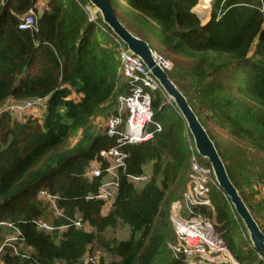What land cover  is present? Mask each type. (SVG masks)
<instances>
[{
  "label": "trees",
  "instance_id": "obj_1",
  "mask_svg": "<svg viewBox=\"0 0 264 264\" xmlns=\"http://www.w3.org/2000/svg\"><path fill=\"white\" fill-rule=\"evenodd\" d=\"M109 1L121 24L170 65L169 79L203 128L222 134L213 140L205 129L264 234V0H212L205 24L192 11L197 0ZM121 4L136 14V32L120 19ZM87 8L95 11L88 0H0V105L48 98L39 117L0 113V262L82 264L98 250L116 259L100 264H180L168 248L175 241L169 206L188 185L192 138L165 93L151 94L153 120L162 130L123 147L125 168L108 212L92 198L102 175L90 180L85 174L94 163L103 170L99 154L114 145L94 122L108 119L128 85L120 40L98 11L91 19ZM29 10L36 30L18 29ZM74 131L75 146L61 147ZM140 175L147 181L128 180ZM42 191L59 197L62 217H54ZM219 194H212L215 229L231 255L239 264H264ZM38 222L53 230L38 229ZM119 226L127 227L126 240L110 237ZM16 231L15 242L4 245ZM19 245L31 253L15 255Z\"/></svg>",
  "mask_w": 264,
  "mask_h": 264
},
{
  "label": "built area",
  "instance_id": "obj_2",
  "mask_svg": "<svg viewBox=\"0 0 264 264\" xmlns=\"http://www.w3.org/2000/svg\"><path fill=\"white\" fill-rule=\"evenodd\" d=\"M197 1L200 2V0ZM206 5L208 10L210 4ZM38 8L42 9V6L39 5ZM87 10L90 18L93 19L96 10L93 11L90 8ZM18 29L36 30V15L33 10H29L23 16ZM119 44L122 73L127 82L128 91L118 97L114 112L106 120V135L114 139V145L99 154L107 166L101 170V164L94 163L85 174L90 180L102 175L97 193L92 198L102 202L104 207L110 206L113 202L119 186V171L125 168L126 154L123 152V147L145 143L152 138L153 133L162 130L161 126L153 120L151 94L156 91L164 93V91L144 63L132 54L125 44L121 41ZM163 65L166 68L168 64L164 62ZM164 96L170 103V98L168 99L166 94ZM47 100L48 98L24 101L10 99L0 105V113L9 112L21 116L33 109L43 113L46 110ZM150 127L151 130H149ZM188 150L190 152L188 185L181 197L173 200L169 206L170 221L175 234L174 243L168 244L169 251L173 259L180 264H239L215 229L212 192L221 193L225 199L227 198L219 188L210 165L200 161L193 142L189 141ZM147 179L148 175L128 176V180L133 184L143 183ZM39 196L49 204L54 217H62V209L58 207V196L46 191H42ZM207 212H211V217L207 215ZM73 225L76 228L83 227L79 220L73 221ZM36 226L45 231L53 230L44 222H38ZM62 229L66 227L60 228ZM16 235L17 231L15 236L5 241L4 245L13 244ZM4 247L0 246V252ZM13 252L15 255L20 253L15 248ZM95 257L85 255L83 259L86 264H97Z\"/></svg>",
  "mask_w": 264,
  "mask_h": 264
},
{
  "label": "water",
  "instance_id": "obj_3",
  "mask_svg": "<svg viewBox=\"0 0 264 264\" xmlns=\"http://www.w3.org/2000/svg\"><path fill=\"white\" fill-rule=\"evenodd\" d=\"M88 2L99 12L103 23L109 27L113 34L125 44L132 54L144 63L167 97L173 101L177 111L185 121L195 151L212 168L219 188L229 200L235 214L245 227L252 248L264 259V234L253 219L237 188L231 182L225 166L206 130L200 124L186 98L169 79L165 71L166 68L163 65L165 61L162 58L156 57L144 40L134 36L121 24L109 0H88Z\"/></svg>",
  "mask_w": 264,
  "mask_h": 264
},
{
  "label": "rangeland",
  "instance_id": "obj_4",
  "mask_svg": "<svg viewBox=\"0 0 264 264\" xmlns=\"http://www.w3.org/2000/svg\"><path fill=\"white\" fill-rule=\"evenodd\" d=\"M198 3L199 2H197V5H198ZM208 4H211L210 3V0L208 1ZM196 5V6H197ZM95 9V8H94ZM96 10V9H95ZM97 11V10H96ZM193 11V10H192ZM118 13H119V16H120V19L123 21V23L124 24H126L127 26H129V25H131V21H132V19H133V16H135L136 14L134 13V12H132L131 10H129V8L128 7H126L125 5H123V4H121V6H119V8H118ZM193 13H195L194 11H193ZM210 13H211V7L208 9V15H207V17H206V19H202V18H199L198 17V15H197V17H198V19L201 21V23L202 24H205L208 20H209V18H210ZM138 21H141L139 18L137 19ZM142 22V21H141ZM132 26V30L134 31V32H136L135 30L136 29H138V28H140V26H133V25H131ZM157 57V56H156ZM119 65H120V70L122 71V62H121V60H119ZM170 68V65H167L166 66V69H169ZM169 99V98H168ZM169 104H172L173 103V101L171 100V99H169ZM29 114H30V112H29ZM28 114V115H29ZM24 115V114H23ZM21 117H22V115H21ZM21 117H18V118H21ZM17 119V118H16ZM95 126H96V130H98V132H100L101 130H104L105 129V127H106V119H104V118H98V119H96L95 120ZM205 129L207 130V132H208V134H209V136L213 139V140H217V141H219L220 140V138H222L223 136H222V134L215 128V127H213V126H211V125H208L207 124V126L205 127ZM77 140H78V132L77 131H74L72 134H71V136L69 137V139L66 141V142H64V144L61 146V147H63V148H71V147H73V146H75V144H76V142H77ZM191 142H193L192 140H191ZM254 183H256V182H253L252 184H254ZM262 190H264V188H262ZM212 193H214V191L212 192ZM220 195V197L225 201V202H227V199H225V197L220 193L219 194ZM108 209H109V206H106V207H104L103 208V214H106L107 212H108ZM185 217H186V215H184ZM13 236H15V233L12 235V236H9L7 239H9L10 237H13ZM128 236H129V232H128V229H127V227H124V226H119L118 228H116L115 230H112L111 232H110V237H113V238H115V239H118V240H126L127 238H128ZM14 243V242H13ZM241 247V246H240ZM89 256H96L95 258L97 259V261H98V263L97 264H100V259H103V260H106V261H113V260H116L114 257H110V256H108V255H106V254H104V253H102V252H100V251H98V250H94L93 252H92V254H90ZM82 264H86L85 262H84V259L82 260Z\"/></svg>",
  "mask_w": 264,
  "mask_h": 264
},
{
  "label": "crops",
  "instance_id": "obj_5",
  "mask_svg": "<svg viewBox=\"0 0 264 264\" xmlns=\"http://www.w3.org/2000/svg\"><path fill=\"white\" fill-rule=\"evenodd\" d=\"M40 4H43V3H40ZM29 112H30V114H29ZM29 112L22 115V116H28V114H29L33 117H39L42 114V112L38 109H33V110H30ZM17 117H21V116L17 115ZM17 248H18L17 250L24 255H29L32 251L30 248L23 246V245H19V246H17ZM0 264H1V262H0Z\"/></svg>",
  "mask_w": 264,
  "mask_h": 264
},
{
  "label": "bare ground",
  "instance_id": "obj_6",
  "mask_svg": "<svg viewBox=\"0 0 264 264\" xmlns=\"http://www.w3.org/2000/svg\"><path fill=\"white\" fill-rule=\"evenodd\" d=\"M209 0H200L197 6L193 8V11L198 15L199 18L206 19L208 15L207 3Z\"/></svg>",
  "mask_w": 264,
  "mask_h": 264
}]
</instances>
